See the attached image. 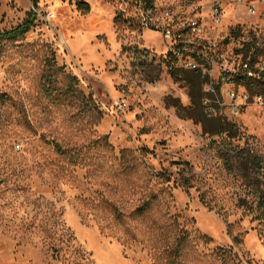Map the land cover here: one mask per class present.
Segmentation results:
<instances>
[{"label":"rangeland","instance_id":"obj_1","mask_svg":"<svg viewBox=\"0 0 264 264\" xmlns=\"http://www.w3.org/2000/svg\"><path fill=\"white\" fill-rule=\"evenodd\" d=\"M129 1L37 0L35 8L34 0H0V31L37 14L26 34L0 39V264H153L143 245L124 240L104 204L128 216L151 189L171 194L169 214L180 228L212 239L189 264H221L218 249L236 264H264V217L256 219L255 194L242 165L230 159L244 147L264 157V104H251L237 119L226 107L217 112L237 127L234 138L179 116L176 105L191 107L190 85L181 73L177 81L170 76L169 44L161 30L139 25ZM180 1L155 0L158 17L176 12ZM194 1L206 37L228 64L235 63L236 41L227 38L236 28L257 38L264 54V21L224 0L223 24L214 26L209 8L216 0ZM48 61L64 72L55 96L67 91V76L77 80V92L61 104L43 94ZM55 145L79 159L69 163ZM184 162L197 178L190 190L174 182ZM159 172L171 182L156 180Z\"/></svg>","mask_w":264,"mask_h":264},{"label":"trees","instance_id":"obj_2","mask_svg":"<svg viewBox=\"0 0 264 264\" xmlns=\"http://www.w3.org/2000/svg\"><path fill=\"white\" fill-rule=\"evenodd\" d=\"M153 0H148L152 2ZM80 5L89 10V6L85 2H80ZM34 7H37V0H34ZM37 19L35 11L30 12L26 20L18 27L11 31H0V39L11 40L26 34L34 25ZM233 36L237 37L242 34L241 28H236L232 31ZM249 36H254L253 31L249 32ZM257 38L252 39L251 42L245 45L244 50L241 51L244 60L251 58L253 62L258 55L262 52L260 48L256 46ZM167 68L170 76L177 81L178 73L184 75V80L190 85L189 97L191 100V107L184 108L177 107L178 114L181 117L192 119L196 123L202 125L203 131L210 134H223L228 133L230 138L233 131H236L237 127L234 124H229L221 116H208L205 113L203 107V98L205 96L203 91V83L207 82L206 78H203L201 73L197 71L184 70L176 66V61L171 57L166 59ZM62 68H57L55 63L48 61L42 77L43 82V94L46 99L51 100L54 104L63 103V99L67 95H73L77 92L75 85L77 80L75 78L67 76V79L71 81V84L67 87V91L60 93V96H55L59 83V77L63 74ZM264 77L258 79H245L241 77L239 82L252 94L264 95ZM61 92V91H58ZM78 98V97H73ZM212 119L214 124L213 131L208 130L206 123ZM211 121V120H210ZM57 153L64 157L69 163L76 162V158L69 155L58 145H55ZM229 150V149H228ZM231 151V150H229ZM143 155L147 154L145 149L142 150ZM232 152V151H231ZM122 157L125 158V152L122 153ZM234 158L245 172L247 181V187L252 189L257 199V211L260 216L256 219L264 217V157L260 155L256 150L251 147H244L241 149H235L234 155L230 156V159ZM83 160V159H82ZM229 170H232L229 160L226 161ZM182 168L179 170V179L174 182L185 190L195 188L196 176L193 172L191 165L187 162L181 164ZM251 172V173H250ZM154 178L160 181L161 184H169L172 177L164 172H159L154 175ZM149 182L146 183V189L149 188ZM172 199L171 194L166 190H148L146 194H143L140 199L139 205L128 215H123L120 210L112 203L104 202L105 209L109 211L113 217V221L123 228L124 240L126 242H138L143 245L153 262V264H189L197 257V247L199 245H207L212 242V239L206 235L197 233L195 236L190 232L180 228L178 222V216H171L169 214L168 206ZM202 202L207 205L205 195L201 196ZM134 223V224H133ZM215 257L221 261V264H236V258H233L228 251L218 249L215 253Z\"/></svg>","mask_w":264,"mask_h":264},{"label":"built area","instance_id":"obj_3","mask_svg":"<svg viewBox=\"0 0 264 264\" xmlns=\"http://www.w3.org/2000/svg\"><path fill=\"white\" fill-rule=\"evenodd\" d=\"M227 1L242 9L247 16L264 21V0ZM131 4L137 9L138 22L142 28L161 30L163 39L169 44L167 58L174 59L177 67L197 71L206 78L203 107L208 116H216L218 111L226 107L224 111L231 118L237 119L251 104H264V95L252 94L239 82L241 77L248 80H260L264 77V54L258 55L253 62L250 57L244 60L241 51L251 40L246 38L243 31L237 37L232 34L227 38L229 42L232 39L236 41L233 50L235 63L230 65L220 50H214V44L206 37L203 23L205 16L199 13L201 6L196 5L194 0H181L176 12L170 8L162 17H158L159 10L155 0L151 3L148 0H133ZM209 16L214 26L223 24L224 0L212 2ZM214 70H218L215 78L212 73ZM221 88H227L228 102L225 104L222 103Z\"/></svg>","mask_w":264,"mask_h":264}]
</instances>
